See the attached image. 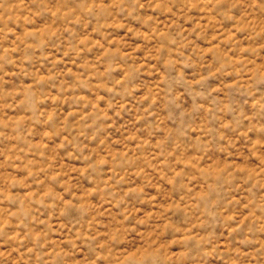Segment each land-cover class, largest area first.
Returning <instances> with one entry per match:
<instances>
[{"label": "rangeland", "instance_id": "374dc122", "mask_svg": "<svg viewBox=\"0 0 264 264\" xmlns=\"http://www.w3.org/2000/svg\"><path fill=\"white\" fill-rule=\"evenodd\" d=\"M0 264H264V0H0Z\"/></svg>", "mask_w": 264, "mask_h": 264}]
</instances>
